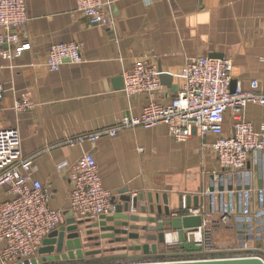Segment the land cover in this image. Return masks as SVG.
<instances>
[{
	"label": "crops",
	"instance_id": "obj_1",
	"mask_svg": "<svg viewBox=\"0 0 264 264\" xmlns=\"http://www.w3.org/2000/svg\"><path fill=\"white\" fill-rule=\"evenodd\" d=\"M107 2L109 27L94 25L76 12L74 0H26L27 22L15 31L20 41L30 43V49L17 57L4 58L1 52L11 51L14 46L0 43V83L5 88L0 102V129H18L22 155H35L32 177L51 193L49 207L64 211V225L66 220L75 219L66 208L71 189L69 167L82 153L90 152L103 188L112 193V202L122 205L120 197L136 198V207L129 204L126 214L164 221L193 215L189 210L198 208V214L206 222L203 232L211 247L209 255H253L264 261L263 247L256 248L260 241L240 239L237 234L238 224L248 222L254 237L264 234V194L261 198L257 196V180L264 181V150L252 152L244 168L225 170L204 147L215 141L213 134L202 136L194 130L188 139L178 142L169 136L163 124L124 128L114 137L103 136L94 143H63L66 138L111 127L122 117L141 113L146 96H127L123 92L122 76L140 59L151 60L158 68L162 88L157 100L161 103L169 102L182 84V69L187 59L213 54L230 59L231 82L236 87L246 91L257 82L258 89L264 93V0ZM64 42L81 46V61L64 62L59 69L50 70L45 64L48 49ZM20 99H27L33 105L15 112L13 101ZM244 118L259 129L264 124V106L247 104ZM231 124L226 112L224 129L228 131ZM60 163H65V167L58 169ZM229 175L233 177L231 198L224 189L221 199L217 185L220 180L225 185ZM246 183L249 190L242 189L238 197L235 184ZM9 198L6 188L0 187V202ZM223 216L227 218L226 224L218 222ZM129 224L155 226L140 220ZM165 228L173 236L169 235L171 241L159 244V255L144 261L179 259L165 257L178 252L177 245L172 243L175 233ZM137 232V240L113 244L107 240L88 241L84 237V250L99 249L100 255L45 263L125 262L91 259L110 254H137L103 252L147 243L144 235L148 232L141 229ZM98 234L99 229L94 228L93 235Z\"/></svg>",
	"mask_w": 264,
	"mask_h": 264
},
{
	"label": "built area",
	"instance_id": "obj_2",
	"mask_svg": "<svg viewBox=\"0 0 264 264\" xmlns=\"http://www.w3.org/2000/svg\"><path fill=\"white\" fill-rule=\"evenodd\" d=\"M75 10L86 16L94 25L109 27L111 18L107 0H74ZM26 0H0V43L13 44L12 50L1 52L4 58L17 57L30 49L28 41H20L16 29L27 22ZM81 46L75 42H64L50 46L45 64L57 70L64 62L81 61ZM123 92L127 96L144 94L147 98L141 113L135 117H122L114 126L66 138L68 145L94 143L103 136L114 137L120 130L141 126L151 128L163 124L175 141L188 139L194 130L200 135L213 134L216 139L204 145L215 157L222 169L236 171L245 167L252 152L264 150V124L256 129L244 118V108L254 103L264 106V93L253 82L250 90L240 87L230 90L231 61L229 58L207 56L187 59L183 69V82L174 97L165 103L159 102L162 88L160 73L155 62L140 59L123 73ZM5 88L0 83V102ZM33 104L27 99L14 100L15 112L29 109ZM226 112L232 124L227 131L223 127ZM18 129H0V187H5L10 198L0 202V264H23L37 256L46 236L64 225V211L51 209V193L38 180L34 154L24 156L20 149ZM57 164V168L65 167ZM71 189L67 209L76 220H97L99 216L112 215L115 204L112 193L101 184L95 158L84 152L69 167ZM198 214L199 209L189 210ZM227 218L219 219L226 224ZM203 226L188 233L189 241L201 245L203 253L185 259H214L209 255ZM171 235V234H170ZM167 236V235H166ZM176 244V235H174ZM167 241V239H166ZM171 241V240H170Z\"/></svg>",
	"mask_w": 264,
	"mask_h": 264
},
{
	"label": "water",
	"instance_id": "obj_3",
	"mask_svg": "<svg viewBox=\"0 0 264 264\" xmlns=\"http://www.w3.org/2000/svg\"><path fill=\"white\" fill-rule=\"evenodd\" d=\"M211 58H221L220 55L213 54ZM235 84L232 81L230 83V90L233 91ZM232 175L228 176L227 182L224 185L221 180L217 185V191L220 193L219 197L222 199L223 190L225 189L228 193L229 199L231 198V192L233 189ZM235 190L238 191L237 196H240V191H248L250 186L248 183L240 186L235 184ZM257 196L261 198L264 194V181L260 178L257 180ZM209 192H213V188L209 187ZM212 194V193H211ZM213 195V194H212ZM212 196L209 197L211 202ZM123 202L122 205L115 204V211L112 215L99 216L97 221L86 220H75L73 217L66 220V224L60 226L57 230L50 232L46 238L42 241L40 248L37 251V256L31 258L29 261L24 260L23 264H42L45 262L53 261H66V260H83L88 256H96L101 254V250H84V236L88 241H100L107 240L108 244L126 242L127 240H137L139 238L138 229L148 232L144 235L147 243L123 246L120 248L106 249L103 252L109 251H127V252H138L137 254L128 255L126 253L121 254H110L102 255L91 260H122L125 262L111 263V264H264V261L258 256H232V257H221L214 259H171L164 261H144L149 256L159 255L157 247L159 244L166 243V228L175 233L176 245L179 252H172L169 255H177L181 258L184 255H200L203 253L201 245L189 241L187 234L197 232L204 223L200 214L186 215L182 217L168 218L164 221H155L153 217H140L126 214L128 211L129 204L136 207V198H129L128 196L120 197ZM196 201V198H194ZM247 205L248 200L246 199ZM197 206V202H195ZM198 209V208H196ZM125 212V214H122ZM165 216L169 215V211L165 208ZM65 216V215H64ZM152 222L155 226L139 227L138 225L129 224V222L136 221ZM249 221V220H248ZM111 222L110 226L106 223ZM237 234L240 239L256 240L260 241L258 246L264 249V234L252 235L250 230L251 224L239 223L237 226ZM98 228L100 234L93 235V229ZM246 229V230H245ZM264 229V227L262 228ZM128 230H135L129 232ZM261 230V228L256 231ZM156 232V234H149V232ZM246 234V236H244ZM205 236L206 244L209 245V241ZM96 243V244H97ZM264 252V250H263Z\"/></svg>",
	"mask_w": 264,
	"mask_h": 264
},
{
	"label": "rangeland",
	"instance_id": "obj_4",
	"mask_svg": "<svg viewBox=\"0 0 264 264\" xmlns=\"http://www.w3.org/2000/svg\"><path fill=\"white\" fill-rule=\"evenodd\" d=\"M206 236V235H205ZM85 237V236H84ZM209 249L211 248L210 246L208 247ZM215 251H217V250H215ZM214 253H217V252H214ZM219 255H221V254H213L212 255V257H221V256H219ZM64 264H93V263H91V262H88V261H81V262H72V263H64ZM96 264V263H95ZM98 264H100V263H98Z\"/></svg>",
	"mask_w": 264,
	"mask_h": 264
},
{
	"label": "trees",
	"instance_id": "obj_5",
	"mask_svg": "<svg viewBox=\"0 0 264 264\" xmlns=\"http://www.w3.org/2000/svg\"><path fill=\"white\" fill-rule=\"evenodd\" d=\"M178 250V249H177ZM178 252H179V250H178ZM170 254V253H169ZM169 254H165L166 256L165 257H167V258H178L179 256H177V255H169ZM80 262V261H79ZM66 263V262H65ZM69 263H71V261L69 262ZM42 264H48V263H42Z\"/></svg>",
	"mask_w": 264,
	"mask_h": 264
},
{
	"label": "bare ground",
	"instance_id": "obj_6",
	"mask_svg": "<svg viewBox=\"0 0 264 264\" xmlns=\"http://www.w3.org/2000/svg\"><path fill=\"white\" fill-rule=\"evenodd\" d=\"M170 236H171V235H170ZM170 236H169V234H167V236H166L167 241H170V240H171V239H169ZM171 237H173V236H171Z\"/></svg>",
	"mask_w": 264,
	"mask_h": 264
}]
</instances>
